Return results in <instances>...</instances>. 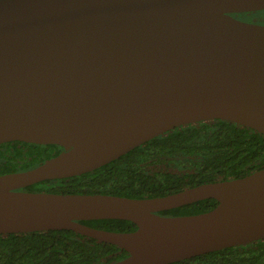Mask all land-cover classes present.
Segmentation results:
<instances>
[{
    "label": "water",
    "instance_id": "water-1",
    "mask_svg": "<svg viewBox=\"0 0 264 264\" xmlns=\"http://www.w3.org/2000/svg\"><path fill=\"white\" fill-rule=\"evenodd\" d=\"M264 0H0V144H54L0 175V234L72 230L168 264L264 240V167L150 198L24 190L93 171L174 128L221 119L264 135ZM215 199L206 212H159ZM128 220L136 229L83 224Z\"/></svg>",
    "mask_w": 264,
    "mask_h": 264
},
{
    "label": "trees",
    "instance_id": "trees-1",
    "mask_svg": "<svg viewBox=\"0 0 264 264\" xmlns=\"http://www.w3.org/2000/svg\"><path fill=\"white\" fill-rule=\"evenodd\" d=\"M54 144H0V175L34 168L61 151ZM264 167V135L214 119L174 128L109 163L77 176L48 179L27 191L109 194L131 198L164 196L204 183L234 179ZM215 199L160 211L183 216L209 211ZM91 227L128 232V220L81 221ZM120 247L72 230L0 234V264H110L127 256ZM168 264H264V240L223 248Z\"/></svg>",
    "mask_w": 264,
    "mask_h": 264
},
{
    "label": "rangeland",
    "instance_id": "rangeland-1",
    "mask_svg": "<svg viewBox=\"0 0 264 264\" xmlns=\"http://www.w3.org/2000/svg\"><path fill=\"white\" fill-rule=\"evenodd\" d=\"M239 17L241 19H250L253 21V23H256V24H263L264 23V10L241 12Z\"/></svg>",
    "mask_w": 264,
    "mask_h": 264
},
{
    "label": "flooded vegetation",
    "instance_id": "flooded-vegetation-1",
    "mask_svg": "<svg viewBox=\"0 0 264 264\" xmlns=\"http://www.w3.org/2000/svg\"><path fill=\"white\" fill-rule=\"evenodd\" d=\"M240 14H241V13H236V14H232V15H233L234 17L238 18V19H241V18L239 17ZM241 20H245V21H248V22H253V21L250 20V19H241ZM262 25H264V23H263ZM61 150H62V148H61Z\"/></svg>",
    "mask_w": 264,
    "mask_h": 264
}]
</instances>
